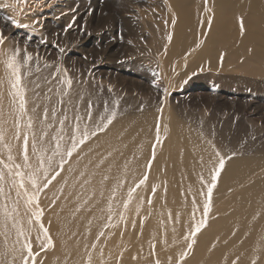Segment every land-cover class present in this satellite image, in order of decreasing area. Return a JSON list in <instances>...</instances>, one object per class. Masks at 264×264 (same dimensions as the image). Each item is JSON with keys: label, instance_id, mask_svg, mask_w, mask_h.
<instances>
[{"label": "rangeland", "instance_id": "obj_1", "mask_svg": "<svg viewBox=\"0 0 264 264\" xmlns=\"http://www.w3.org/2000/svg\"><path fill=\"white\" fill-rule=\"evenodd\" d=\"M200 1L189 0L173 7L169 0H0V34L5 37L3 50L8 54L16 50L20 53L17 66L27 109L23 114L19 112L21 96L12 95L11 70L6 68L4 57L0 56V130L3 132L0 142L6 153L5 159L0 157V160L12 165L16 171L14 165L21 164L18 157L22 155L24 137H28L29 145L33 143L31 132L36 127L38 135L43 129L60 131L66 142L75 134L77 124L83 130L94 123L92 130L98 135L101 131L97 129L107 124L108 119L113 122L127 112L137 114L141 119L151 117L155 122L154 131L145 144H150L149 163L163 152V157L159 158L161 167L168 164L171 154L179 153L177 143L174 142L172 149L166 145L170 130L176 125L194 130L199 136L198 141L208 145L218 157L217 167L221 157L225 160L215 190H219L223 178L233 176L226 171L229 163L257 156L264 158V56L257 55V51L264 53V44L260 47L246 44L247 49L240 53L237 45L225 49L223 44H216V55H212L205 50L210 40L212 17L207 19L206 16L208 0ZM241 19L242 16H237L239 34L243 35L245 29L242 33ZM13 21L27 27H17ZM261 31L264 33V25ZM181 39L185 46H191L183 54L179 53L183 47ZM58 48L64 51L60 52ZM171 51L175 53L167 59ZM45 110L46 121H38L35 115L44 119ZM29 118L31 128L28 127ZM12 124L21 134L20 141H16V137L12 141L8 139L7 132ZM88 131L91 133L90 129ZM9 154L14 157L13 161H8ZM32 155L29 151L35 165L40 152L36 151L35 157ZM68 160L65 157L63 169L56 167L51 176L57 171L64 174ZM0 168L3 169L2 164ZM147 169L145 167L143 173H147ZM3 170L8 188L12 179H16L18 187L19 177ZM19 171L25 172V187L31 192L25 165ZM252 183L253 179L239 181L227 191L231 193ZM136 186L133 197L144 187ZM17 187L11 189L14 205L26 210L30 240L37 231L39 233L36 248L31 245L33 256H28L26 247L24 252L29 264H33V260L34 264H45L54 254L57 243L51 234L52 225L47 222V215L55 205L43 203L44 190L39 193L38 204H28L23 190L19 197L16 195ZM41 211L42 216L37 219L36 214ZM201 213L206 221L201 227L203 230L208 226V220L227 212L211 199L207 216L204 210ZM121 222L123 234L128 227V218H121ZM41 223L47 229V236ZM101 233L115 238L111 220L104 221L99 227L95 244L104 236ZM86 252L79 253L68 264H85ZM187 252L190 256L193 247L191 250L187 247ZM115 255L120 257L118 252ZM152 255L153 264L157 260L163 264L155 250ZM183 261L180 259L178 264ZM85 262L88 264L87 259Z\"/></svg>", "mask_w": 264, "mask_h": 264}, {"label": "bare ground", "instance_id": "obj_2", "mask_svg": "<svg viewBox=\"0 0 264 264\" xmlns=\"http://www.w3.org/2000/svg\"><path fill=\"white\" fill-rule=\"evenodd\" d=\"M169 1L174 7L189 0ZM206 16L207 19L212 17V29L205 50L212 55H216V44H223L225 49L232 44L237 45L238 53L246 50L248 45L263 46L264 0H208ZM237 16L243 17V35L239 34ZM181 45L183 47L176 52L182 54L191 47L185 46L184 41ZM173 52H169L167 59ZM257 55L264 56V53L257 51ZM35 116L40 122L46 121L38 114ZM90 124L88 129L91 131L94 123ZM154 124L151 117L141 119L139 115L127 112L123 118L116 119L98 135L86 140L81 148L78 147L66 163L65 173L56 175L43 191V203L55 205L47 215V222L52 225L51 234L57 242L54 254L45 264H68L85 250L87 262L91 257V264H153V250L163 264H178L182 259L189 243L185 237L203 220L201 212L218 157L208 145L198 141L199 136L194 130L188 131L176 125L170 130L166 145L172 149L174 142L177 143L179 153L171 154L164 167L159 163L163 152L162 156L149 163L150 144H145V141L154 131ZM14 127V124L10 125V132H7L11 141L17 134L21 137ZM44 133L47 136H43ZM31 135H35L37 149L42 148L46 152V159L51 157V165H44L51 176L61 159L60 155H53L56 140L63 134L43 129L38 135L36 127ZM47 140L49 144L45 145ZM68 141L61 139V153L70 147ZM33 143L29 145V151L35 157ZM5 156L0 142V157L5 159ZM20 156L18 161L24 165ZM29 163L33 168L37 165V162L34 165V159ZM145 167H148L147 173H143ZM25 168L28 172L29 168L26 165ZM226 171L233 176L221 180L219 190L214 189L211 199L227 213L208 220V226L196 233L193 252L183 257V264H264V158L236 159L228 164ZM145 176L147 180L142 184L141 193L132 195L131 203L125 209L124 204L129 200L128 190L135 188ZM252 179L254 183L243 189L227 191L239 181L250 182ZM14 199L5 183L4 192L0 193V253L5 255L0 264H10L13 257L15 264H22V258L27 257L23 246L27 242L35 249L39 236L37 231L30 240L26 210L22 206L16 207ZM6 214L9 215L7 228L3 223ZM124 217L128 218V227L121 234V218ZM108 219L112 222L115 238L103 234L95 244L99 227ZM21 225L27 239L18 235ZM116 252L120 257L113 256Z\"/></svg>", "mask_w": 264, "mask_h": 264}, {"label": "snow or ice", "instance_id": "obj_3", "mask_svg": "<svg viewBox=\"0 0 264 264\" xmlns=\"http://www.w3.org/2000/svg\"><path fill=\"white\" fill-rule=\"evenodd\" d=\"M13 23H15L17 27H27V25H21V24L17 23L16 21H13ZM210 23L211 22H209V24ZM70 26L71 25H69V27ZM240 28H241V32L243 33V31H244L243 19H241ZM170 39H171V36H169V40ZM4 40H5V37L3 36V34H0V56L4 57L3 62L5 63L6 68L11 70V72H10V77H11L10 84H11L12 89L14 90L12 95L13 96H15V95L21 96L19 112L21 114H23L27 111V109H26V101L23 99V93H22V90L20 88L21 76H20L19 67L17 66V57L20 55V53L18 50L13 51L11 54L5 53L3 50ZM58 50L60 52L64 51L63 48H58ZM28 59L30 60L31 56H29ZM221 59H223V57H221ZM67 83L70 85L71 80L69 79L67 81ZM90 109H91V105H89V116L91 114ZM113 118H114V114H113ZM44 119H47V111L46 110H45V114H44ZM65 119H67V117H65ZM60 123H61L62 130H63V121H61ZM111 123H112V119L110 118L107 120V124H111ZM107 124L100 126L97 129V131L105 130V128L107 127ZM28 127L29 128L32 127L31 118H29ZM74 133L75 134L69 136L70 147L67 148L63 153L60 152V148H61L60 141H61V139H63V137H58L56 140L55 152L53 153V155H60V157H61L60 162H59L60 170L63 169L65 157L70 158L73 155V153L77 151L78 146L83 145L85 143V141L87 139H89V137L91 135H96V131H93L90 133L88 131L87 127H85L82 130L80 128L79 124L76 125ZM76 134H78V135H76ZM43 136H47V133H44ZM16 138L17 139L20 138L19 134H17ZM0 139H3L2 130H0ZM33 140H34L33 149L40 152V155L38 156V159H37V165L35 168H33L32 165L29 163V161H30L29 141H28L27 136L24 137L23 146H22V159H23L24 165H26L29 169H31V171L28 173L29 183H30V187L32 190L31 192L29 191L28 187H25V180H24L25 172L19 171V169H21L22 165L21 164H15L14 168L16 169V171H13L12 165L5 163L3 160H0V164L3 165V169H7L8 173L11 176L19 177L18 187H17L16 179H12L11 186L9 187V194L11 193L12 187H17L16 195L18 197L21 194L20 190H23L24 194L27 196V203L28 204H32V203L38 204L39 193H41L43 190H45L49 186V184L51 183V180L55 179V175H59V172L57 171L55 173V175H53V176H51V178H49L48 168H45L44 165H45V163H49V166L51 165V157H47V159H46L47 154L44 151V149H42V148L37 149L36 143H35V135H33ZM42 142H43V137H41V143ZM217 155H219V153H217ZM7 159H8V161H13L14 157L11 154H9ZM224 166H225V160L223 157H221L219 159L218 167L215 168L212 172V182L207 187L206 203L204 205V215L205 216H207L208 212L211 209V198H212L213 189L216 187V182H217V180L220 176V173L223 170ZM3 169H0V193L4 192V184L6 183V175H5V171ZM105 179H107V177H105ZM146 180H147V176H145L143 179H141L139 181V184L136 187H139L140 185L146 183ZM134 191H135L134 188L129 190V200L127 203L124 204L125 209H127L128 204L131 203V197H132V193ZM154 191H155V189H153V192ZM149 203H150V201H149ZM5 207H7V205H5ZM169 215H171V214H169ZM41 216H42V211L40 213L36 214L37 219H40ZM13 220H14V217H13ZM8 221H9V215L6 214L4 216V219H3V223H4L5 228L8 227ZM204 225H206V221L201 220L200 223L196 224L194 231L185 237V239L189 241V243L187 245L189 250H191L193 245L196 243V239H195L196 233H199L201 230V227ZM41 228H42L45 236H47V229L43 228L42 223H41ZM102 234L103 233H101V235ZM18 235L19 236H25L27 239V233L23 229L22 225L20 226ZM48 243H49V245H51V243H52L50 237H48ZM23 247L27 248L28 256H33L30 243L24 245ZM4 255H5L4 253H0V260H2ZM185 256H187V252L182 254V259ZM10 264H15V257H13V259L10 261ZM22 264H29L28 257L22 258ZM33 264H34V260H33ZM88 264H91V257H89ZM156 264H160V262L157 260ZM253 264H255V262H253Z\"/></svg>", "mask_w": 264, "mask_h": 264}]
</instances>
